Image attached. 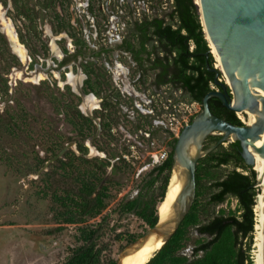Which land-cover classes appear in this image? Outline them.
Wrapping results in <instances>:
<instances>
[{"label": "rangeland", "instance_id": "374dc122", "mask_svg": "<svg viewBox=\"0 0 264 264\" xmlns=\"http://www.w3.org/2000/svg\"><path fill=\"white\" fill-rule=\"evenodd\" d=\"M16 2H0V32L7 40L6 44L0 39V264H60L67 258L79 242V226L58 223L59 210L50 187L57 180L71 184L83 178L106 191V208L90 223L104 218L110 223L104 262H118L124 250L150 228L130 212L128 203L137 196L158 157L169 156V132L178 137L202 111L197 103H177L179 94L170 97L169 88L155 93L146 88L150 80L146 86L139 83L126 54L117 49L126 35L131 9L135 19L152 18L164 10L170 12L172 2ZM77 42L87 59H71ZM102 47L113 51L93 57V51ZM67 56L70 60L62 67ZM217 64L215 60V68ZM100 72L115 97L106 104L102 97L107 87L97 77ZM75 108L93 122L82 119ZM236 115L244 123L249 119L247 114ZM11 120L18 129L9 128ZM97 123L101 124L99 135ZM158 127L164 130L150 136ZM70 144L59 162L45 168ZM99 161L108 165L107 173L98 170ZM236 206L235 200L226 205ZM198 241L191 236L181 247L189 253ZM258 250L255 230L254 264Z\"/></svg>", "mask_w": 264, "mask_h": 264}, {"label": "trees", "instance_id": "16d2710c", "mask_svg": "<svg viewBox=\"0 0 264 264\" xmlns=\"http://www.w3.org/2000/svg\"><path fill=\"white\" fill-rule=\"evenodd\" d=\"M170 1V12L164 10L152 18L144 16L135 19L131 9L126 35L117 49L126 54L128 62L139 75V83L146 86L147 80H150L146 88H153L155 93L169 88L170 97L179 94L177 103H197L203 108L204 98L213 91L212 84L215 85V73L211 71L215 68L214 56L196 1ZM12 2L17 4L16 0ZM0 39L7 44L1 32ZM76 47V52L70 55L71 59H87V53L78 42ZM112 51L111 48L102 47L100 51H93V57ZM69 60L67 56L60 65L65 66ZM91 64L87 63L88 66ZM86 75L89 80L90 74L86 72ZM97 77L107 87L102 97L106 104L115 97L104 73H98ZM209 107L213 115L235 126H244L236 113L228 110L218 98H211ZM76 112L82 119L93 122L79 110L76 109ZM8 126L13 130L18 129L13 120ZM162 130L164 128L158 127L150 131V136ZM169 135L168 158L155 165L142 180L137 196L128 203L130 212L150 228L159 222L158 207L166 197L173 174L178 138L171 132ZM221 139L222 135H210L206 139L204 150L216 148L197 164L195 202L177 232L147 264H254L251 249L257 221L255 208L261 194V188L257 186L258 175L253 167L246 164L239 141L225 145L220 143ZM107 167L104 161L98 162L100 172L107 173ZM116 169L113 167V175L118 173ZM50 191L55 197L53 203L59 210L58 223L79 226V242L60 264H105L110 223L105 218L100 223H90L106 208L104 188L99 190L91 180L83 178L71 184L57 180ZM60 193L63 195L60 196ZM230 200L237 202L235 209L226 207ZM191 236L198 237L199 241L187 253L181 246ZM117 263L113 259L107 262Z\"/></svg>", "mask_w": 264, "mask_h": 264}, {"label": "water", "instance_id": "95a60500", "mask_svg": "<svg viewBox=\"0 0 264 264\" xmlns=\"http://www.w3.org/2000/svg\"><path fill=\"white\" fill-rule=\"evenodd\" d=\"M196 6L210 48L211 44L216 47L224 66V70L211 69L215 73V85L221 90H213L204 98L201 113L177 137L172 178L176 170L184 172L180 175L183 185L179 195L163 217L161 209L170 193L171 178L166 197L158 207V224L149 228L140 241L126 248L117 264H125L128 257L152 238H163L164 246L180 228L196 199L197 164L216 148L204 150V143L210 135H222L220 143L223 144L241 143L242 156L257 172V186L264 195V174L256 169L257 159H264V144L258 145L264 135V0H200V4L196 1ZM211 98H218L236 114L246 111L260 114L259 122L252 126H246L244 122V126H235L212 114ZM97 125L99 135L101 124ZM72 146H66L45 168L62 158Z\"/></svg>", "mask_w": 264, "mask_h": 264}, {"label": "bare ground", "instance_id": "6f19581e", "mask_svg": "<svg viewBox=\"0 0 264 264\" xmlns=\"http://www.w3.org/2000/svg\"><path fill=\"white\" fill-rule=\"evenodd\" d=\"M196 1L200 4V0H196ZM13 38H15V36H13ZM211 49H212V54L214 55V58L215 60H217V63H218L216 65L217 68L219 70L221 69L224 70L222 60L216 51V47L212 46L211 44ZM240 113L241 112H239L238 114ZM241 114H247L249 116V119L245 120L246 126H252L259 122L260 114H255V113H251L248 111H246L245 113H241ZM240 117L242 116L240 115ZM252 144L253 142L251 141V145ZM261 144H264V135L261 137V140L258 142V145H261ZM256 169L262 174H264V159H257ZM180 175H184V172L180 173V171L176 170L172 178V186L170 188L168 199L164 202L163 207L161 209V214L163 217L166 216L169 210V206L174 202V200H176L177 196L179 195L182 189L183 181L180 180ZM158 212L160 211L158 210ZM256 215H257V221H256L255 230H256L258 248H259L258 253H257L256 263L264 264V195L263 194H260L258 196V202L256 206ZM163 241H164L163 238H160V239L152 238L144 246H142L137 252H135L132 256L128 257L125 260V264H147V262H149V260L153 258L154 254L157 253L162 248Z\"/></svg>", "mask_w": 264, "mask_h": 264}, {"label": "built area", "instance_id": "2783aa9c", "mask_svg": "<svg viewBox=\"0 0 264 264\" xmlns=\"http://www.w3.org/2000/svg\"><path fill=\"white\" fill-rule=\"evenodd\" d=\"M214 86H212V89L214 90ZM126 158H128L127 156H126ZM168 158V154L167 153H164V154H161L159 157H158V159H157V163H161V162H163V161H165L166 159Z\"/></svg>", "mask_w": 264, "mask_h": 264}, {"label": "flooded vegetation", "instance_id": "af4514ba", "mask_svg": "<svg viewBox=\"0 0 264 264\" xmlns=\"http://www.w3.org/2000/svg\"><path fill=\"white\" fill-rule=\"evenodd\" d=\"M217 89H218V90H221V88H220V87H217Z\"/></svg>", "mask_w": 264, "mask_h": 264}]
</instances>
